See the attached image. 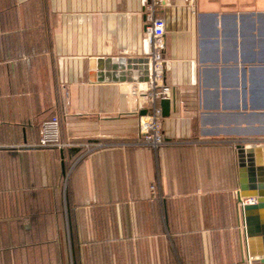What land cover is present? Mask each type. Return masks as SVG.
<instances>
[{
    "label": "crops",
    "instance_id": "crops-1",
    "mask_svg": "<svg viewBox=\"0 0 264 264\" xmlns=\"http://www.w3.org/2000/svg\"><path fill=\"white\" fill-rule=\"evenodd\" d=\"M150 1L0 0V264H258L237 147H264V0L156 8L174 89L159 152L137 146L132 96ZM55 117L63 147H37Z\"/></svg>",
    "mask_w": 264,
    "mask_h": 264
},
{
    "label": "built area",
    "instance_id": "built-area-1",
    "mask_svg": "<svg viewBox=\"0 0 264 264\" xmlns=\"http://www.w3.org/2000/svg\"><path fill=\"white\" fill-rule=\"evenodd\" d=\"M164 0H151L146 7V33L145 43L148 47L145 54L147 71L143 78L136 80L132 90V96L137 102L147 104L146 115L139 117L140 141L137 146L159 152L169 145L163 133V100H172L174 89L166 83V72L169 64L164 58L166 22L156 17V8L161 6ZM40 148L63 147L61 142V123L58 118H52L43 122L40 130V137L36 145ZM113 145L102 143L95 144L90 152L112 148ZM155 191V187H152ZM246 205V203H242Z\"/></svg>",
    "mask_w": 264,
    "mask_h": 264
},
{
    "label": "water",
    "instance_id": "water-1",
    "mask_svg": "<svg viewBox=\"0 0 264 264\" xmlns=\"http://www.w3.org/2000/svg\"><path fill=\"white\" fill-rule=\"evenodd\" d=\"M163 116L169 117L171 112V101L161 102ZM143 110L140 115H146ZM240 155V166L248 169V181H243L240 186V200L247 199L249 203L243 206V213L246 223L247 236L249 239V252L258 264H264V252L257 253L254 250V240L263 237L264 240V164L257 165L256 157L264 152V147H237ZM259 163V162H258Z\"/></svg>",
    "mask_w": 264,
    "mask_h": 264
}]
</instances>
